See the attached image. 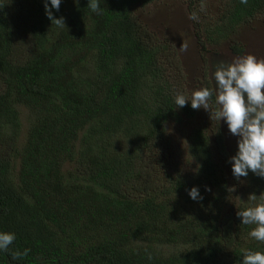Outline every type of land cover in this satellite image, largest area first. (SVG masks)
Segmentation results:
<instances>
[{
	"label": "trees",
	"instance_id": "1",
	"mask_svg": "<svg viewBox=\"0 0 264 264\" xmlns=\"http://www.w3.org/2000/svg\"><path fill=\"white\" fill-rule=\"evenodd\" d=\"M156 1L99 0L97 15L88 0H61L59 28L46 0H0V232L16 236L0 264H242L244 251L264 253L236 215L261 202L264 178L233 176L238 149L211 116L213 137H174L199 109L175 105L192 93L180 68L168 78L170 47L141 20ZM214 4L206 43L241 54L238 30L264 25V0ZM207 74L198 85L214 89ZM243 181L250 194L230 202Z\"/></svg>",
	"mask_w": 264,
	"mask_h": 264
},
{
	"label": "clouds",
	"instance_id": "2",
	"mask_svg": "<svg viewBox=\"0 0 264 264\" xmlns=\"http://www.w3.org/2000/svg\"><path fill=\"white\" fill-rule=\"evenodd\" d=\"M240 2L247 4L248 0ZM50 4L51 7L46 0L45 12L48 19L55 26L64 28V18H54L52 12V9L59 11L61 0H50ZM87 7L97 15L103 13L99 0H88ZM205 8L202 0L200 11ZM189 19L198 21L197 12L190 13ZM187 50L188 44L183 41L180 51ZM214 81L215 89L204 87L192 92L190 98L177 94L175 105L182 108L190 101L192 109L203 108L209 111L210 101L215 97L216 107L214 112H210L211 120L226 121L230 133L240 138L238 152L231 157L233 176L239 180L251 171L264 178V60H258L256 56L248 54L236 57L229 64L221 63L214 72ZM188 194L193 200L202 199L196 187L191 188ZM249 199L255 201L257 196L252 194ZM260 201L255 206L237 211L236 215L241 224L254 226L249 236L264 243V194L260 196ZM15 240L14 233L0 232V251L8 252ZM29 251L30 249H24L23 252L13 251L12 259H22ZM242 264H264V253L246 250L243 252Z\"/></svg>",
	"mask_w": 264,
	"mask_h": 264
},
{
	"label": "rangeland",
	"instance_id": "3",
	"mask_svg": "<svg viewBox=\"0 0 264 264\" xmlns=\"http://www.w3.org/2000/svg\"><path fill=\"white\" fill-rule=\"evenodd\" d=\"M201 2L202 0H157L145 9L141 17L145 26L156 35L159 44L163 46L167 44V47H170V52L171 48L175 50V53L167 51L169 59L174 61L173 67L167 62L163 66L168 78L170 74L177 76L178 73L175 70L181 69L179 73L180 78L186 82L184 84L186 91L182 92L186 93L187 91H191L192 93L201 89V85H198L197 80L202 79L205 70H207V76L215 89L214 72L221 63L229 64L236 57L248 54L256 56L258 60H264V25L259 28H257V25H254L250 28H240L238 30L237 41L243 48L241 54L233 50L234 43L230 44L227 42L216 45L206 43L202 34L204 33L203 28L212 24L221 12V10L217 12V6L214 4H220L221 0H203V3L206 5L204 11H200ZM193 11L197 12L199 16L198 21L189 19V15ZM258 20L261 22L260 19ZM198 33H201V35ZM183 41L188 44L186 52L180 51ZM176 65L178 68H176ZM22 121L27 126L25 118ZM217 122L222 129L227 151L235 155V152L232 151L238 149V140L240 138L230 133L226 121L217 120ZM195 128H205L207 134L213 137L211 133L213 127L210 122V111L203 108L199 109L196 118L192 122L186 121L180 127L181 131L176 126L172 128V131H174V137L177 140L181 138L178 133H188ZM177 157L175 159L176 163L181 167H185L184 170L189 171L193 168L189 162V158L185 154H178ZM230 188H232L230 202L238 203L241 196H244V199H246L247 194H250V187L246 181L240 184L233 183Z\"/></svg>",
	"mask_w": 264,
	"mask_h": 264
}]
</instances>
